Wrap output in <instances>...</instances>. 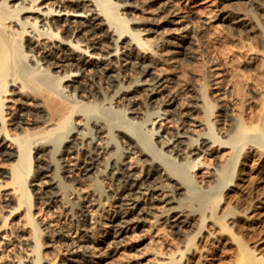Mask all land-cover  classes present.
Listing matches in <instances>:
<instances>
[{"label": "rangeland", "instance_id": "obj_1", "mask_svg": "<svg viewBox=\"0 0 264 264\" xmlns=\"http://www.w3.org/2000/svg\"><path fill=\"white\" fill-rule=\"evenodd\" d=\"M115 1L120 4L127 1V3L136 5L137 9L134 8L128 11L127 16L128 18L132 17L135 19L136 16V18L143 19L140 22H145L144 25L152 18H156L157 21H160L164 25L162 30H166V33L171 31L170 29L179 28L175 30L174 34L169 36L164 34V39L169 38L173 42H179L182 35H188L190 36V40H192V43L186 46L187 50H185V53L189 56L187 54L183 56L180 53H170L168 51L169 45H171L170 42H165L160 46H151L152 50L157 49L155 53H158V56L155 53L151 56L154 63L151 64L152 71L163 73L167 79L163 84L164 89L161 93L164 96H172L175 101L174 104L168 107L172 109V112L166 119H158L153 115L154 113L151 114L150 119L155 122V126L161 125L160 134H163L165 131L175 133L177 130H185L187 135L194 137L201 130H205L203 125L200 127L195 126V123L197 124L199 120L205 123L206 114L204 106L200 103L201 101L197 100L199 99L197 94L202 95V89H204V98L209 100L213 104V108H215L211 109L212 114L210 119L215 120L213 133H216V128H219L221 139L225 140L228 138L229 131L235 123L239 122V119L240 122H245L243 124L250 128L253 126L258 127L264 121V0H172L171 3L181 9L179 13L180 17H178L180 25L176 23H164L167 13L166 11L159 12L157 0ZM224 16H227V18L222 19ZM230 16L232 17L231 19L241 17L240 20L243 21L242 23L240 21L233 25L229 22L231 20ZM235 20L237 19L235 18ZM144 25L129 24V27L137 28ZM143 36H149L148 39L151 43L156 42L152 38L153 34H143ZM82 39L80 38V40ZM84 42L88 41L84 40ZM84 42L82 41V43ZM105 48L102 49V53L106 50ZM95 51L99 52V50ZM137 70L136 67L122 69L120 76L127 80L123 81V83L126 84L129 81H133L138 76ZM98 75L96 72L89 71L83 79L86 90L90 89L96 95L94 101L99 102L98 105L96 102L97 108L90 111L91 113L88 112L89 114H83L84 116L81 114L82 118L80 117L81 115H74L71 120L78 121L83 119L81 123H84V120H87L88 116L90 117L88 118L89 120L102 118L107 122V125H110L111 128L109 130L112 133L109 131L108 134L104 135L105 132H103L100 137L102 140L106 139L108 141L107 137L110 136L109 143L113 141V146L99 152L96 161L98 162L96 163V175L95 173H88L89 176L81 178L80 168H74L72 172L76 174L78 179L79 177L81 179L73 185V188L67 186L69 190L65 186H61L63 189L60 187L58 193L64 198H66L65 195H68L70 189H75L74 193L72 192L67 196L68 201L62 199L64 201V203L62 201L63 204L58 202L57 199L56 201L55 199L54 201H44L38 198L44 187L41 182L49 180V178L35 176L33 169L36 164V155L34 152L32 153L31 172L28 173V176L26 174L24 179L27 188L33 192L32 197L30 200H26V203H23L20 208L8 217L7 222H11V225L9 223L8 226L0 228V264H29L27 261H33L36 256L41 258L39 264H68L65 258L69 255V251H72L73 244L78 243V240L83 238H87L88 242L92 246L94 245L92 259L98 262L97 264H157L158 262H162L163 264H240L241 259L245 257L252 258L253 255V257H262L264 260V222L259 220L229 222L240 211H248V213L251 212L250 214H253L264 201V131L256 127L258 132H256V129H254L255 131L253 129L248 131L253 134H250L252 142L247 139L246 135L242 140L244 143L242 142V145L239 144L236 151L221 147L218 142H210L209 147L201 155L203 157L200 158L201 161H204V165H199L193 171H190L189 168L177 170L180 176H182L181 174H187V172L195 173V179L190 176L187 180L184 175L182 193L178 194L177 198L175 197L182 208V212L191 213L186 218L187 222L183 224L179 232L175 233L169 227L165 217H161L160 215V212L164 209L177 205L175 202L168 203L165 200V202H155V206L151 209L150 213L141 216L140 225L131 226L130 230L126 231L122 236L112 238L107 234L110 222L108 215L113 210L116 195L111 197L113 192H115L113 191L115 186L113 182L108 179L102 180V178H107L108 154L111 155L110 157L116 158L121 153L122 157L124 147L121 144V138L116 135V129L120 123V114L118 113L119 110L121 112L120 106L126 104L128 101L124 98H116V95L113 96L114 92L112 91L115 88L113 89L112 86L107 85L104 78ZM38 92L40 93V91ZM56 95L59 96L57 93ZM112 96L115 97V101H113L114 98ZM134 98L137 105H134L132 108L142 113L145 112L142 110L144 108L145 91L139 90ZM108 99L111 100V102L109 101L111 104L107 102ZM35 100H44L43 94L37 93ZM7 104L10 103L8 102ZM128 104L127 106H129ZM147 105L149 107L146 108H148L150 113L156 111L157 107H162L160 95L153 98ZM107 107L109 108L107 109ZM111 107L113 108V112L117 110V114L111 112V116L107 112ZM103 109L106 110V113L102 111ZM45 110L48 112L47 108ZM113 115H115L114 118L116 119L113 118ZM54 117L56 118V116ZM140 118L141 116L139 115L135 120L138 121L137 119ZM87 124L90 125V123ZM40 125L43 126L42 124ZM142 126H139L137 136L140 135L138 138L144 140L149 135V122L145 124V127ZM181 127L183 130L180 129ZM80 129L78 128V130ZM87 131L89 134L91 130L87 129ZM58 133H60V130H56L51 138ZM90 133L92 134V131ZM258 133L260 134L258 135ZM256 135H261V137H256ZM150 137V144L151 146L154 145L153 148L155 150L159 146L153 143L154 137ZM56 141L58 142L59 140ZM55 142L49 148L47 147V149H58L64 143L61 142L62 144H60L58 142L59 145H57L58 143L55 145ZM7 144L9 147H14L9 142ZM177 149L184 151L181 157H176L177 161L175 163L179 164L184 161H182V157L183 154L185 155V151L189 150V146L185 147V144H180ZM130 150V153H124L126 155L124 158L126 166L132 167L131 171L133 174L142 176L143 163L141 160L143 157L132 152L133 149L130 148ZM154 150L151 151L154 152ZM79 151H83V149ZM48 153L46 154L47 156H44L46 160H50L51 157V154ZM74 156L77 157L75 152L74 154L72 153V158H67V161L70 163L74 162L76 160ZM78 156L79 158L77 157V159H80L79 152ZM259 156H262V161H259ZM139 157L140 160H138ZM159 157L160 162L166 163V166L162 165L163 167H160V173L172 170L174 163L173 161L168 162L170 160L167 152L163 151V154ZM14 161L15 158L0 160V171H7L10 163ZM79 162L81 164L82 161ZM244 164L252 166L254 171L246 177L241 190H238L236 185L241 181H239L237 173L240 168L246 167ZM100 168L101 170H105L103 173L97 174L99 173L97 169ZM141 169L142 174H140ZM189 180H191V184H188ZM162 181L168 187H163ZM162 181L160 185L159 183H155V181L154 183L160 187L157 193L164 194L167 192L165 190L169 188V181ZM8 182L9 177L0 176V194L10 191ZM211 185L217 190L215 191L213 188L216 194H214L213 190H208V187ZM8 188L9 191H7ZM53 190L55 191L56 189L54 188ZM64 191H68L67 194ZM140 192L144 193L140 195L142 198L140 206H144L145 203V210L149 204V190L142 187L140 188ZM109 195L110 198L106 199ZM6 196L8 197V195ZM17 196L18 194L16 193L14 197L10 195V198H14L10 204L15 206ZM76 196L80 199L77 200ZM162 196L161 194L160 197ZM7 197L3 196V198ZM90 198L94 199L93 202L97 203V205H89L85 202ZM164 198H169L166 193L163 196ZM1 200L2 198L0 197ZM2 202L5 203L7 201ZM224 202H226L224 210L228 215L225 217L226 219H217L221 216L222 212L220 208H222ZM77 203L89 205L84 212V222L76 221ZM27 204L32 205L31 209L29 208V213L31 215L35 214L33 217L38 227L37 234L26 221V218L28 220ZM209 206L210 208H207ZM246 208L250 209L247 210ZM6 209L8 210L7 207H4L2 211L0 208V215L7 214ZM232 213L233 215H231ZM58 217L60 221L57 222ZM199 219L202 220L200 221ZM217 220L220 222L222 220V224ZM222 225L228 228L229 232L221 231ZM59 229L60 234L54 235L53 232ZM10 230H13L14 233H10ZM36 237H38L39 243L41 242V246L39 251L32 252L31 245H35ZM256 238L262 239V245L257 247L253 245V240ZM25 252H28L27 256H25ZM42 254L44 257H42ZM21 255L22 259L20 261L18 258Z\"/></svg>", "mask_w": 264, "mask_h": 264}, {"label": "bare ground", "instance_id": "obj_2", "mask_svg": "<svg viewBox=\"0 0 264 264\" xmlns=\"http://www.w3.org/2000/svg\"><path fill=\"white\" fill-rule=\"evenodd\" d=\"M157 1V9L159 12L166 11L167 13L164 23L179 24L180 20L178 17H180V7H176V5L172 4V0ZM134 8L137 9L136 5H132V3H127L126 1L120 4L115 0H0V160L15 158V161L10 163L7 171H0L1 177H9V182L7 184L10 188V191L9 188L7 190L9 192L0 194L2 198L0 201L1 210L4 207L8 208V210H5L7 214L4 212L5 214L0 215V228L8 226L9 223L11 225V222H7L8 217L20 208L23 203H26V200H30L32 197L33 192L31 189L27 188L24 179L26 174L28 176V173L31 172L30 164L32 162L33 152L36 155V164L33 169L35 176L49 178V180L47 179L41 182L44 187L38 198L44 201H54V199L56 201L57 199L58 202L62 203L65 199L68 201L67 196L72 192L74 193L75 189H70L68 195H65L68 192H65V190V194L62 193L66 197L64 198L58 193L60 187L69 186L73 188V185L78 183V180L82 177L85 178L89 176L88 173H95L96 175V163H98L96 161L99 152L113 146V141L109 143L110 136L107 135L108 141L106 139L102 140L100 137L103 132H105L104 135L108 134L109 131L111 132V130H109V128H111L110 125H107V122L102 118L89 120L88 118L90 117L88 116L87 120H84V123H81L83 119L78 121L71 120L74 115L78 116L91 113L90 111L95 110L99 103L98 101H94L96 97L95 93H92L90 89L86 90V86L83 83V79L89 71L98 73L100 77L102 76L101 78H104L107 85L110 87L112 86L113 89L115 88V90L112 91L114 92L112 94L113 96L116 95V98L120 97V99L124 98L128 101L126 104L120 106L122 113L120 110L118 111L120 114V123L117 125V133L115 131L116 135L121 138V144L124 147L122 150V157L121 153L120 156L116 158L110 157L111 155L108 154V169L106 168L107 166L105 167L107 169V178H102V180H110L115 185L113 188L115 192L111 195V197L116 195L115 203L113 204V210L108 215L110 217V222L108 225L109 231L107 232L112 238L122 236L126 231L130 230L129 228L131 226H139L142 218L141 216L149 214L151 209L154 208L155 202H165V200H167L166 202L168 203L175 202L177 205L164 209L160 212V215L161 217H165L169 227L173 229L175 233L179 232L183 224L187 222L186 218H188L191 213H183L175 197L182 193L184 175L187 180L190 176L195 179L194 172H187V174H181L182 176H180L178 175L180 174L179 171L184 168H189L190 171H193L194 168H198L199 165H202L204 161L200 160V158L203 157L201 155L204 153V150L209 147L210 142H218L221 147L236 151V148L243 142L242 140L246 135L247 139L250 140V134H252V132H248L250 129L254 130L257 128L264 131V121H262L258 127L253 126L250 128L243 124L245 122H240L239 119V122L235 123V125L233 124V128L231 127L232 129L229 131L230 135L228 134V138L225 140L221 139L219 128H216V133H213V124L215 120L210 119L212 114L211 109L213 110L215 108H213V104H211L209 100L204 98V89H202L203 99L202 95L197 94V97H199L197 100L201 101L200 103L204 106L206 114V117L204 116L205 123L199 120L197 124L195 123V126L200 127L203 125L205 130H201V132L197 133L194 137L187 135V132H185L182 127L180 129L183 131L177 130L175 133H168L165 131L164 133L162 132L163 134H160L161 125H158V127L155 126V122L150 119L151 114L154 113L153 115L158 119H166L172 112V109L168 107L174 104L175 101L172 96H164L161 93L164 89L163 84L167 79L163 73H155L152 71L151 64L153 62L151 56L152 54L154 55L157 49L152 50L151 46H160L165 42H170L171 45H169L168 48L170 53H180L186 56V46L190 45L192 40H190V36L188 35H182L179 42H173L169 38L164 39V34L169 36L174 34L175 30L179 28L170 29L171 31L166 33V30H162L164 25L160 21H157L156 18L147 21L145 25L144 21V23L140 22L143 19L136 18V16L135 19L132 17L128 18V11ZM224 18H227V16H224L222 19ZM231 18L230 16V19ZM235 18L237 20H235ZM240 19L241 17H234V19L229 20V22L235 25L237 22L241 21ZM129 24H143L144 26L131 28ZM143 34H153L152 38H154L153 40H156V42L151 43L148 39L149 36L144 37ZM80 38L83 39L80 40ZM84 40L88 41L89 44L88 42L85 43ZM82 41L84 43H82ZM103 46L106 47V50L102 53V49H104ZM95 50H99V52ZM155 54L158 56V53ZM126 67H136L138 69V76H136L133 81L124 84L123 81L127 80L120 76V71ZM139 90L145 91L144 108L142 109L145 112L143 113L132 108L134 105H137L135 101L136 97L134 98V96ZM38 91H40V93ZM37 93L43 94L44 100H41L43 103L39 100H35ZM56 93L59 96H57ZM34 94H36V96H34ZM158 95H160L162 107H157L156 111L153 110L154 112L150 113L148 108H146L149 107L147 104ZM115 97H113V101H115ZM109 101L111 102V100L108 99L107 102ZM8 102L10 104H7ZM127 104L129 106H127ZM109 107H107V109ZM45 108L48 109V112H46ZM110 110L107 112L110 114L111 112H115V114H117V110L114 112L113 108L111 111ZM102 111L105 112L106 110L103 109ZM52 115L56 116V118ZM82 115L80 116L81 118L84 116ZM139 115L141 118L137 120H141L140 122L135 120ZM114 116L115 115H113V118ZM93 118L95 117L93 116ZM148 122L150 125L148 129V138L141 140L138 138L140 135L137 136L139 126L144 125L142 127H145V124ZM87 123H90V125ZM85 124H87V129L92 131V134L90 133L91 131L88 134ZM89 126L91 127L90 129ZM78 128L81 129L78 130ZM257 129L256 132H258ZM56 130H60V133L51 138ZM259 134L260 133H258V135ZM144 135L142 134V136ZM150 136L155 139L153 143L159 146L158 148L155 147L157 148L155 150L153 148L154 145L151 146L150 144ZM67 137H69V139H67ZM256 137H261V135H256ZM56 140H59L58 142H60V144L64 143L58 149H47V147L49 148ZM184 141L186 142L183 143ZM7 142L13 144L12 146L14 147H9ZM58 142L56 141L55 145ZM132 143L133 145H131ZM180 144H185V147L189 146V150L187 152L185 151V155L183 154L182 157L183 159L181 158L182 161H184L176 164V157H181L182 152H184L181 151L182 149H177ZM57 145H59V143ZM130 148L133 149L132 152L143 157L141 160L143 163L142 176L133 174L131 171L132 167L126 166L124 161L126 155H124V153H130ZM80 149H83V151H79ZM151 150H154V152ZM163 151L167 152L170 160L168 162L173 161L174 163L172 170L166 171L167 173H160V167H163L162 165L166 166L165 162L162 163L159 161V156L163 154ZM74 152L77 154L78 158V152L80 153V159L74 156L76 160L70 163L67 161V158H72L71 156ZM47 153L51 154L50 160H46V157H44L47 156ZM173 154L175 155L173 156ZM55 155L57 156L55 157ZM140 157L138 160H140ZM79 161H82L81 164H79ZM259 161H262V156H259ZM245 166L244 168H238V179L241 181L236 185L238 190H241L246 177L254 171L252 166ZM76 167L80 168L81 178L79 177V179L76 174L72 172ZM142 169L140 170V174H142ZM97 170L99 172L97 174H101L105 169L101 170L100 168ZM162 180L169 181V188H167V190L164 189L167 191L165 192L167 197H169L166 199H163L165 193H157L160 189L158 186ZM191 180H189L188 184H191ZM154 181L155 183H159V185L156 186ZM163 184V187L166 186L165 183ZM142 187L148 189L150 195L149 204L146 206L145 210V203L144 206H140L142 201L140 195L144 194L140 192V188ZM54 188L56 189L55 191L53 190ZM213 188L215 189V187L211 185L208 187V190H213ZM215 191L217 190L215 189ZM15 193L18 194V196L14 206L10 204L14 199H12V197L10 198V195L14 197ZM161 194L163 195L162 197H160ZM214 194H216V192ZM4 195L5 197L8 195V197L3 198ZM109 198L110 195L107 196L106 199ZM76 199L78 200L80 198L76 196ZM2 201L7 202L3 203ZM93 201L94 199L90 198L85 202L89 205H97V203ZM73 202L75 203V201ZM225 204L226 202H224L222 208H220L222 213L217 219L227 217L228 213L224 210ZM89 205L77 203L76 221L84 222V212ZM31 206L32 205L27 204L26 210L28 211V220L26 218V221L37 234L38 227L33 217L35 214L31 215L29 213V208ZM207 208H210V206ZM250 213H248V211H240L236 213L229 222L234 223L247 220H259L264 222V201L253 214ZM231 215H233V213ZM222 220L221 222H223ZM58 221H60L59 217L57 219V222ZM222 226L220 228L221 231L229 232L228 228ZM10 233H14V231L10 230ZM53 234L56 236L59 235L60 229L55 230ZM35 239V245H31L32 252L39 251L41 246L38 237ZM262 242L261 238H256L253 240V245L257 247L262 245ZM93 246L88 242L87 238L79 239L78 243L73 244V249L71 248L72 251H69V255L65 260L68 264H97L98 262L92 259L94 255L92 251ZM27 255L28 252H25V256ZM253 256L252 258L245 257L241 259L240 264H264L262 257ZM42 257H44L43 254ZM18 259L21 261L22 255ZM40 259L39 256H36L33 261H27V263L39 264ZM157 264L163 263L158 262Z\"/></svg>", "mask_w": 264, "mask_h": 264}]
</instances>
